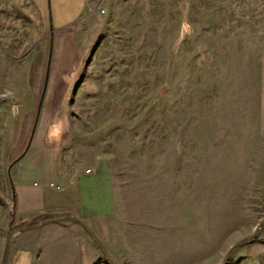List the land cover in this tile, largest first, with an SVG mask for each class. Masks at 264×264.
<instances>
[{
  "label": "rangeland",
  "instance_id": "1",
  "mask_svg": "<svg viewBox=\"0 0 264 264\" xmlns=\"http://www.w3.org/2000/svg\"><path fill=\"white\" fill-rule=\"evenodd\" d=\"M46 162L110 181L92 264H264V0H0V264Z\"/></svg>",
  "mask_w": 264,
  "mask_h": 264
},
{
  "label": "crops",
  "instance_id": "2",
  "mask_svg": "<svg viewBox=\"0 0 264 264\" xmlns=\"http://www.w3.org/2000/svg\"><path fill=\"white\" fill-rule=\"evenodd\" d=\"M83 10L74 23L79 21ZM70 26L64 25L57 31L67 32ZM70 36L62 34L60 41ZM79 38L78 45L81 47ZM59 54H64L60 47ZM53 71V83L49 85L46 82L42 100L48 90L54 96L55 91L57 93L69 87L73 67L61 65ZM15 169L11 178L15 197L13 222L27 225L28 228L15 234L6 263L92 264L93 240L78 224L67 218H77L94 235L103 232L112 211L109 179L96 169L88 174L79 171L74 176L66 177L57 170L53 171L51 163L47 162L34 163L24 171L12 168ZM43 221L47 222L41 224Z\"/></svg>",
  "mask_w": 264,
  "mask_h": 264
},
{
  "label": "water",
  "instance_id": "3",
  "mask_svg": "<svg viewBox=\"0 0 264 264\" xmlns=\"http://www.w3.org/2000/svg\"><path fill=\"white\" fill-rule=\"evenodd\" d=\"M45 85H46V81L44 83V88H43V91H42V95H41V99H40V104H39V109H40V106H41V102H42V99H43V94H44V90H45ZM68 220L78 224L89 236L90 238L94 241V243L100 248V250L103 252V253H106L105 249L103 248V246L100 244V242L98 241V239L96 238V236L94 235V233L89 229L87 228L80 220H78L77 218L75 217H68L67 218ZM47 222V221H46ZM41 224H44L43 222H41ZM7 253H8V242L6 243V247L3 251V255H2V260H1V264H6V258H7Z\"/></svg>",
  "mask_w": 264,
  "mask_h": 264
},
{
  "label": "trees",
  "instance_id": "4",
  "mask_svg": "<svg viewBox=\"0 0 264 264\" xmlns=\"http://www.w3.org/2000/svg\"><path fill=\"white\" fill-rule=\"evenodd\" d=\"M12 202H13V206L15 205V197L13 196V199H12ZM11 220V219H10ZM43 223H46V221H43ZM27 229V226H22L20 228L21 231H25Z\"/></svg>",
  "mask_w": 264,
  "mask_h": 264
},
{
  "label": "built area",
  "instance_id": "5",
  "mask_svg": "<svg viewBox=\"0 0 264 264\" xmlns=\"http://www.w3.org/2000/svg\"><path fill=\"white\" fill-rule=\"evenodd\" d=\"M89 172H90L89 170H86V171H85L86 174H88ZM51 187H52V185H51Z\"/></svg>",
  "mask_w": 264,
  "mask_h": 264
}]
</instances>
